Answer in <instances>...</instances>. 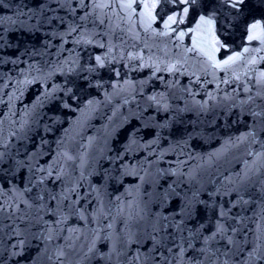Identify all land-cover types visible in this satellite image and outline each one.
<instances>
[{
  "label": "snow or ice",
  "instance_id": "obj_1",
  "mask_svg": "<svg viewBox=\"0 0 264 264\" xmlns=\"http://www.w3.org/2000/svg\"><path fill=\"white\" fill-rule=\"evenodd\" d=\"M0 264H264V0H0Z\"/></svg>",
  "mask_w": 264,
  "mask_h": 264
}]
</instances>
